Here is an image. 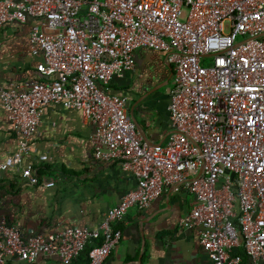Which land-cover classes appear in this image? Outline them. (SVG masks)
<instances>
[{
	"label": "built area",
	"instance_id": "1",
	"mask_svg": "<svg viewBox=\"0 0 264 264\" xmlns=\"http://www.w3.org/2000/svg\"><path fill=\"white\" fill-rule=\"evenodd\" d=\"M29 17L42 77L0 84L19 133L17 149L0 161V179L14 170L55 185L40 180L25 157L44 108L56 103L80 110L95 127L93 156L119 161L137 184L95 228L24 233L3 215L0 264L41 254L72 264L88 244L87 264H102L122 236L114 224L131 207H148L167 185L195 195L179 225L201 226L200 243L214 264H241L243 255L232 253L241 243L250 264H264V0H0V28ZM143 47L163 52L173 67L165 143L144 141L128 96L111 91L114 77L135 69Z\"/></svg>",
	"mask_w": 264,
	"mask_h": 264
},
{
	"label": "crops",
	"instance_id": "2",
	"mask_svg": "<svg viewBox=\"0 0 264 264\" xmlns=\"http://www.w3.org/2000/svg\"><path fill=\"white\" fill-rule=\"evenodd\" d=\"M34 18L13 21L0 28V84L9 87L41 78L37 70L42 55L30 50L29 34ZM173 67L163 52L140 48L136 67L123 77H114L111 91L128 96V112L144 141L165 143L172 131L169 88ZM94 124L80 110L60 104L44 108L42 120L25 157L40 180L55 185L31 183L14 170L0 179V217L24 233L48 234L59 225L95 228L104 213L136 187L135 176L117 160L93 156ZM19 133L0 99V161L18 146ZM195 195L172 185L152 203L131 207L126 218L114 224L122 236L102 264H214L200 243V225L181 227L180 218L191 211ZM243 244L232 253L242 254L241 264H250ZM7 264H64L58 256L39 255L34 262L12 259Z\"/></svg>",
	"mask_w": 264,
	"mask_h": 264
},
{
	"label": "trees",
	"instance_id": "3",
	"mask_svg": "<svg viewBox=\"0 0 264 264\" xmlns=\"http://www.w3.org/2000/svg\"><path fill=\"white\" fill-rule=\"evenodd\" d=\"M91 248L92 244H88L85 250L80 255V257L74 260L72 264H87L89 262V251Z\"/></svg>",
	"mask_w": 264,
	"mask_h": 264
},
{
	"label": "rangeland",
	"instance_id": "4",
	"mask_svg": "<svg viewBox=\"0 0 264 264\" xmlns=\"http://www.w3.org/2000/svg\"><path fill=\"white\" fill-rule=\"evenodd\" d=\"M211 61H212V58L208 57V58H205L203 62L205 65H209Z\"/></svg>",
	"mask_w": 264,
	"mask_h": 264
},
{
	"label": "water",
	"instance_id": "5",
	"mask_svg": "<svg viewBox=\"0 0 264 264\" xmlns=\"http://www.w3.org/2000/svg\"><path fill=\"white\" fill-rule=\"evenodd\" d=\"M233 174V173H232Z\"/></svg>",
	"mask_w": 264,
	"mask_h": 264
}]
</instances>
